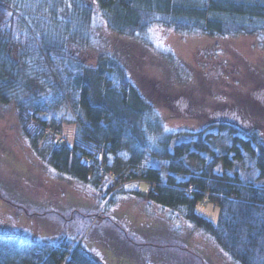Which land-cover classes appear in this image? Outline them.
I'll return each mask as SVG.
<instances>
[{
    "label": "trees",
    "instance_id": "obj_1",
    "mask_svg": "<svg viewBox=\"0 0 264 264\" xmlns=\"http://www.w3.org/2000/svg\"><path fill=\"white\" fill-rule=\"evenodd\" d=\"M93 4L115 36L147 40L145 34L155 25L207 37L263 33L264 0H0V104L13 105L39 156L62 178L96 189L97 208L106 200L111 203L116 193L136 194L211 235L236 264H264V184L256 183L264 178L263 126L258 123L259 117L264 119V105L247 93L232 92L231 100L205 111L193 101L190 88H164L143 75L133 78L115 53L86 60L94 46ZM247 64L246 79L264 82V67ZM211 72L201 78L213 76L219 84L225 80L215 67ZM160 106L170 114L192 113L208 125L158 136ZM61 107L78 124L68 144H60L47 130H63L64 121L57 115H63ZM212 127L229 129L253 156L245 170L234 165L235 158L242 161L240 146L232 147L229 157L217 155L209 145ZM187 135L195 137L184 139ZM124 149L134 154V161L120 159ZM149 154L167 161L172 172L166 179L159 167L139 163ZM206 156L211 158L203 169L193 170L186 163L189 157ZM220 162L221 172L216 170ZM137 178L153 184L147 193L138 184L132 187ZM198 202L219 208L217 224L197 213ZM140 221L162 224L157 218ZM62 245L0 232V264H61L58 252L66 264H113L90 255L81 244L68 259ZM119 247L117 251L128 253Z\"/></svg>",
    "mask_w": 264,
    "mask_h": 264
},
{
    "label": "rangeland",
    "instance_id": "obj_2",
    "mask_svg": "<svg viewBox=\"0 0 264 264\" xmlns=\"http://www.w3.org/2000/svg\"><path fill=\"white\" fill-rule=\"evenodd\" d=\"M93 8L94 46L86 60L94 62L102 53H115L126 62L133 78L139 79L143 75L158 80L164 88L167 84L171 89L190 88L193 101L205 111H213L217 105L231 100L229 94L232 92L247 93L252 99L264 105V82L255 81L249 75L246 79L245 75L246 67L249 65L247 63L250 61L264 67V32L253 35L238 34L232 37H207L200 32L180 33L162 25H155L145 34L147 40H137L141 37L127 39L115 36L97 5L93 4ZM211 66L215 67L216 72L220 70L225 75V80L221 84L213 76L201 78L202 75L211 72ZM182 70L189 71L182 77ZM257 77L260 78V73ZM65 107L59 108L63 115L58 113L57 115L64 121L62 128L67 137L65 140L72 143L78 124L73 121V113ZM160 107L162 128L158 136L181 130L199 131L208 125L207 121L196 118L192 113L170 114L165 106ZM180 116L184 118H179ZM258 123L263 126L261 137L264 140V119L259 117ZM211 131L208 143L217 155L233 157L232 147L239 146L230 130L214 127ZM194 137L195 135H187L184 139ZM182 139L183 137L178 138ZM240 150L243 154L242 161L235 158L234 165L240 170H245L251 164L253 156L244 147H240ZM133 156L134 154L131 155L124 149L120 159L123 157L126 160L123 162L127 164V160H135ZM210 158L189 157L186 163L193 170H199L203 169ZM142 159L139 162L141 165L150 163L159 167L165 179L172 172L165 160L155 159L150 154ZM41 161L39 154L31 149L13 105L0 104V229L6 232H24L31 239L38 241H52L53 234L40 232L34 227L33 222L37 221L36 219H44L49 223L64 224L66 220L72 230L65 233L66 237L73 242H77L79 238L87 240L86 246L89 245L87 251L94 257H97L99 252L97 248H101L106 262L113 264H236L211 235L169 214L156 203L143 200L140 196L127 191L116 193L113 201L104 204L101 209L82 213L83 207H93L96 202L94 199L95 195L97 196L96 190L86 185L79 187L66 181L64 183V179L51 164H43ZM137 162L135 161L136 164ZM223 166L224 163L220 162L216 170L221 172ZM139 179L137 178V181ZM256 183L264 184V178L257 180ZM137 184L143 193H147L153 186L142 181L134 182L132 187L135 188ZM88 197L90 198L87 199ZM132 197L138 199L137 204H132ZM130 205H134V208L138 206L136 212L147 216L145 218L141 216L142 218L137 220L157 218L164 229L156 222L149 226L150 221H137L132 214L125 212ZM113 209L114 217L118 219L116 224L113 223L111 215ZM196 211L213 223H218L220 210L211 202L206 204L198 202ZM108 215H111L112 220L107 218ZM22 219L29 224L26 226ZM122 225H125L128 232L125 239L118 238L117 232ZM96 235L107 238L116 246L125 247L128 253L116 251V246L109 242L106 245L101 242L100 246L99 241L94 238ZM123 237L121 234V238ZM172 237L174 239H171ZM173 240L175 241L172 242ZM90 245L93 247L90 248ZM134 250L139 251V256Z\"/></svg>",
    "mask_w": 264,
    "mask_h": 264
},
{
    "label": "crops",
    "instance_id": "obj_3",
    "mask_svg": "<svg viewBox=\"0 0 264 264\" xmlns=\"http://www.w3.org/2000/svg\"><path fill=\"white\" fill-rule=\"evenodd\" d=\"M60 175V174H59ZM61 176V175H60ZM62 178V177H61ZM62 179H64V183H65V181L66 182H68L69 184H75V185H77V186H79V187H84L85 185L86 186H90V185H88V184H85V183H83V182H80V181H76V180H70V182L68 181L69 179L67 178H62ZM95 193H97L96 191H95ZM67 197H69V195H67ZM90 197H88L87 199H89ZM94 199L96 200V202L94 203V205H93V207L92 208H87V207H83L81 210L82 211H84V212H82V213H87L88 211H94L95 209H97V207H98V202H99V200H97V196L95 195V197H94ZM78 200H80V199H78ZM135 200V201H134ZM137 198L136 197H132V204H134V203H136L137 204ZM42 205V204H41ZM120 206V205H119ZM134 205H130V206H128L126 209H128L127 211H125L126 213L127 212H129L130 213V215L132 216V217H134V218H136V220H137V218H142V217H147L145 214H143V213H141V214H139L138 212H136V207H138V206H136L135 208L133 207ZM99 209V208H98ZM81 210H80V212H81ZM113 211H114V209L112 210V217H113V219H114V224H116V223H118V219H116L115 217H114V213H113ZM136 212V213H135ZM111 215H108V219H111L112 220V217H111ZM137 215V216H136ZM144 215V216H143ZM142 216V217H141ZM23 220V223L27 226L28 224H29V222L28 221H26V220H24V219H22ZM37 221H35V222H33V225H34V227H36L40 232H43V233H52L53 234V236H54V238H52V241H44V242H59L60 240H57V241H55L54 239H56V238H65L66 237V235H65V233L66 232H68V231H72L71 230V228L68 226V224H67V221L65 220V222H64V224H62V223H60V224H58V223H55L54 224V222H52V223H49V222H46V221H44V219H36ZM141 219H138L137 221H140ZM61 225V226H60ZM161 225V227H163L162 226V224H160ZM25 227V226H24ZM118 238L119 239H125V235H127L128 234V232H127V230H126V227H125V225H122L121 227H119V229H118ZM121 234H122V236L124 235V237L123 238H121ZM68 238V237H67ZM94 238H95V240H98L99 241V245H100V243L101 242H103V244L104 245H106V243H112V242H110V240H108L107 238H104L103 236H100V235H96V236H94ZM54 240V241H53ZM90 241V240H89ZM88 243V241L87 240H85L84 239V241H83V248H85L86 250L87 249H89V245L88 246H86V244ZM119 244V243H118ZM117 244V245H118ZM111 245H114L113 243L111 244ZM101 246V245H100ZM114 246H116V245H114ZM93 246H91L90 245V248H92ZM116 247H119V246H116ZM121 247H123V246H120L119 248H121ZM94 248H97V247H94ZM123 248H125V247H123ZM97 251H99L98 252V254H97V256L101 259V260H103L104 259V257H103V253H102V251L103 250H101V248H97ZM117 251V250H116ZM124 251V250H123Z\"/></svg>",
    "mask_w": 264,
    "mask_h": 264
}]
</instances>
